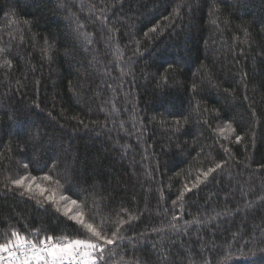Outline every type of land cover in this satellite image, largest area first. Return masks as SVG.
<instances>
[{
	"label": "trees",
	"instance_id": "1",
	"mask_svg": "<svg viewBox=\"0 0 264 264\" xmlns=\"http://www.w3.org/2000/svg\"><path fill=\"white\" fill-rule=\"evenodd\" d=\"M61 2L0 0V48L12 52V56L0 53V65L5 58L13 61L12 68L0 67V222L4 227L17 225L21 235L31 231L27 226L33 225L50 230V234L54 229L57 236H75L76 226L65 227L72 222L56 213L54 207L49 206L45 214L35 200L3 192V185L18 176V169L23 170L27 145L17 131L24 124L33 132L38 129L45 141V151L39 153L40 165L27 173L36 178V184L49 191H62L42 177L68 151L70 163L71 158L80 157L75 166L81 177L88 178L90 207L93 200L103 196L114 207L123 204L129 209L128 215L142 213L128 235H149L135 246L124 241L125 247L117 249L120 255L113 264H159L160 246L157 237L151 235V226L159 225L164 219L159 215L163 206L172 209L178 192L185 184L190 186L209 162H215L217 153L225 155L220 143L252 169L264 163V0H197L198 10L183 7L171 21L164 16H173V8L181 0H169L171 7L153 5L149 0H64L67 7H60ZM101 8L106 9V18L94 21L102 14ZM117 20L124 27L114 30L112 39L107 40V28L102 30L101 23L111 27ZM76 21L86 24L81 31L94 43L91 51L81 47L76 59L69 62L63 53L71 46ZM157 25L155 33L144 35ZM45 40L53 45L51 60L42 51ZM128 57L133 60L135 79L123 77L125 83L117 88L121 70L116 65L126 63ZM194 82L199 92L193 97ZM104 99L111 103L104 105L106 111L102 112L99 108ZM168 101L175 106L169 108ZM253 101L257 112L254 123L250 108ZM113 104L116 111L108 116ZM213 110H219V117ZM13 115L15 120L11 119ZM189 116L190 123L181 132H173L176 120ZM224 116L229 119L224 120ZM73 117L83 119L89 128ZM227 123H233L239 135L246 137L242 143L235 142V133L227 129L220 132ZM238 168L233 186L249 179L243 166ZM93 185L98 194H91ZM228 188L225 180L223 185L202 184L188 193L180 223L196 219L197 210L204 208L212 193L223 200ZM236 195L239 199L240 193ZM55 206L64 211L57 199ZM259 223V217L235 220L245 240L252 237ZM224 228L236 230L231 224ZM224 228L216 234L215 248L208 234L207 251L196 240L195 225L189 229L191 236L177 235L174 243L166 240L162 251L170 250L169 260L174 259L175 264H192L193 260L199 264L190 249L214 264H264V255L258 251L251 255L248 248L238 251L224 244L225 239L232 243L231 233ZM243 244L241 240L240 246Z\"/></svg>",
	"mask_w": 264,
	"mask_h": 264
},
{
	"label": "snow or ice",
	"instance_id": "2",
	"mask_svg": "<svg viewBox=\"0 0 264 264\" xmlns=\"http://www.w3.org/2000/svg\"><path fill=\"white\" fill-rule=\"evenodd\" d=\"M122 0H116V3H121ZM175 3V0H172ZM149 3L155 5L159 3L162 7H171L172 4L169 0H149ZM68 5L62 0L60 7H67ZM94 7H99L94 5ZM188 7L190 10H198L197 0H181L179 4H176L173 8V16H164L166 21H171L173 18L178 17L181 14L182 8ZM211 7L215 10L216 4L213 3ZM147 8V5L141 9L143 12ZM158 10V9H157ZM101 15L95 16L94 21H101L106 18L103 13L106 9L101 8ZM213 11L212 15H215ZM108 20L111 18L108 17ZM25 24L28 21L24 22ZM76 28L73 29V40L71 46L66 48L63 55L73 62L79 54L80 48L84 47L85 51H91V45L93 40L89 39L81 29L86 27V24H81L76 21ZM212 23L215 25L216 20ZM174 27L175 25H171ZM124 27V23L117 20L111 27L101 23V28H107L106 39H112V32L114 30L119 31ZM159 25L149 28L144 33L148 36L150 33H155ZM248 33L245 32L247 38ZM83 38V43H81ZM248 40L245 39L244 43ZM53 50V45L45 40L42 46V51L45 56L51 60L50 53ZM0 53H4L6 56H12V52L7 49L0 48ZM138 53H133L137 55ZM95 60V57H93ZM133 60L131 57L127 58L126 63H119L116 67L120 68V77L117 78V88L122 86L125 81L123 77H132L135 79V73L133 71ZM13 61L5 58L3 65L0 67L12 68ZM211 83V81H209ZM18 86L21 82L17 81ZM111 88V84L108 85ZM215 87V85H212ZM116 89H113L115 91ZM227 91V89H225ZM199 92V86L194 82L192 85L193 97ZM131 92L128 96L131 97ZM245 99H249L247 96ZM131 103V100H128ZM111 103V100H102L99 111H106L104 105ZM198 103V102H197ZM250 104L252 112V123L255 122L257 115L256 109ZM175 105L168 101V107L172 108ZM136 105L132 104V110L135 111ZM31 110V109H29ZM116 107L113 104L111 111L107 112L110 116L115 113ZM216 116L219 117V110H213ZM51 115V114H50ZM15 120V116L11 117ZM73 119H78L73 117ZM155 119V118H153ZM190 116L186 117L183 121L176 120L173 132L179 133L184 125L190 123ZM224 120H228L227 116L223 117ZM78 122L83 125L85 129L89 128V124L85 123L83 119H78ZM208 121L205 120L204 123ZM92 124H96L97 121H91ZM35 128V125L31 126ZM227 129L230 133H235L234 140L236 143H242L246 137H242L233 128V123L223 124L220 132L222 133ZM17 135L27 145L26 148V160L22 162V171L18 169V176L13 177L10 181L3 185V192L5 195L12 194V196H20L22 198L35 200L36 204L44 208L45 214L48 211V207H54L55 212L62 215L67 221H71V224H66L65 227L72 228L74 224L76 227L73 229L75 236H57L55 230H50L43 227H34L28 225L27 227L31 231H27L25 235H21L22 229L17 225L9 224L4 227L3 222H0V228H3V232H0V264H113L115 257L120 255L117 249L125 247L124 241L128 244L135 246L141 239L145 238L147 233H141L139 237L129 236L135 227V221L140 219V215H128L129 209H126L123 204L119 207H114L112 201L105 200L102 196L99 201L93 200L92 206L89 205L90 190L86 185L88 184V178H83L79 175V169L75 166L80 163V157L77 155L71 158L69 162L68 151L62 153L64 159L57 164L53 165V168L45 174L42 179L44 181L54 182L57 189H62L59 192L58 199L65 202L67 208L61 212L59 207H56V198L48 194V189L41 187L35 183V177L30 176L27 173L29 170L40 165L39 153L45 151L44 137L37 129L35 132L24 124H21ZM143 135V132H141ZM216 143H220L217 141ZM220 147L223 149L224 156L220 157L217 153V160L215 162H209L206 169L202 170L197 179L190 184H185L183 189L178 192L175 199L172 200V209H169L165 204L163 206L162 219L157 226L153 224L151 226V235L157 237V242L160 246L157 253V259L159 264H175V260H169L171 251H162L165 247L164 242L167 240L174 243V237L177 235L191 236L189 230L192 225L196 226V240L200 242L201 248L204 251L209 249L208 234L211 233L213 239L211 241V247L215 248V239L219 237L216 235L225 224H231L235 231L230 228H224V231L231 233L232 243L229 244L227 239L224 240V244L229 248L236 247L238 251H242L243 248H248L251 255H256L257 251L264 255V215L261 212L264 211V163H260L255 169L251 168L249 163L236 160L231 149L220 143ZM30 149V152L28 151ZM70 151V147H69ZM200 153H197V157ZM52 163V162H51ZM242 165L244 170L248 173V181L243 185L239 183L233 186V181L239 176L238 166ZM47 164L44 165L47 168ZM63 167V171H61ZM87 168V165H85ZM235 169V170H234ZM59 173L53 175V173ZM227 180L229 188L224 192V199L220 200L217 193H212L208 200L205 201V206L202 210L198 209V217L191 221L185 220L183 224L180 221L183 219L180 214L185 206V201L188 193L194 189H200L203 184L205 187L214 182L223 185ZM35 188V191L33 189ZM237 192L240 193V198L237 199ZM91 194H98L96 186L91 188ZM81 196L84 199H81ZM163 199V197H161ZM234 202V203H233ZM218 205L222 210H217L214 206ZM170 214V216H169ZM126 217V218H125ZM202 217V218H201ZM237 217H251L255 220L259 217L260 223L253 229V235L251 238L245 240L240 228L236 227L235 220ZM246 227V225H245ZM243 240L244 244L241 247L240 241ZM154 248H157V243L153 244ZM190 253H194L199 258V264H214L212 260H205L201 253H195L194 249H190ZM181 255H184L181 252ZM133 264H142L140 261H134ZM192 264H197V261L193 260ZM255 264V262H253Z\"/></svg>",
	"mask_w": 264,
	"mask_h": 264
},
{
	"label": "rangeland",
	"instance_id": "3",
	"mask_svg": "<svg viewBox=\"0 0 264 264\" xmlns=\"http://www.w3.org/2000/svg\"><path fill=\"white\" fill-rule=\"evenodd\" d=\"M49 192H51V196H53L54 198H56L57 201L60 203V207H61L63 210H65V209L67 208V205L65 204V202L60 201V200L58 199L59 192H56L54 189H51V191H49Z\"/></svg>",
	"mask_w": 264,
	"mask_h": 264
}]
</instances>
